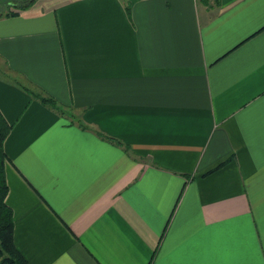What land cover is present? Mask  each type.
<instances>
[{
  "label": "crops",
  "instance_id": "crops-1",
  "mask_svg": "<svg viewBox=\"0 0 264 264\" xmlns=\"http://www.w3.org/2000/svg\"><path fill=\"white\" fill-rule=\"evenodd\" d=\"M0 111L27 264H264V0H34Z\"/></svg>",
  "mask_w": 264,
  "mask_h": 264
},
{
  "label": "trees",
  "instance_id": "trees-1",
  "mask_svg": "<svg viewBox=\"0 0 264 264\" xmlns=\"http://www.w3.org/2000/svg\"><path fill=\"white\" fill-rule=\"evenodd\" d=\"M34 0H3L6 3V10L1 15H13L20 9L26 8L32 4ZM206 1V0H204ZM127 10L129 6L127 5ZM31 96L39 99L40 102L53 107L61 114H65L74 118L75 114L63 107L55 97L50 94H44L32 89H28ZM81 126L85 127L83 122H79ZM11 128L9 123L0 111V264H27L25 258L16 248L13 242V217L12 210L5 201L8 186L5 178V160L6 153L3 147L4 139ZM96 134L104 139H107L116 144H122V140L104 133L96 129ZM126 147V145H124Z\"/></svg>",
  "mask_w": 264,
  "mask_h": 264
},
{
  "label": "rangeland",
  "instance_id": "rangeland-1",
  "mask_svg": "<svg viewBox=\"0 0 264 264\" xmlns=\"http://www.w3.org/2000/svg\"><path fill=\"white\" fill-rule=\"evenodd\" d=\"M3 0H0V12H3L6 10L5 2H2Z\"/></svg>",
  "mask_w": 264,
  "mask_h": 264
}]
</instances>
